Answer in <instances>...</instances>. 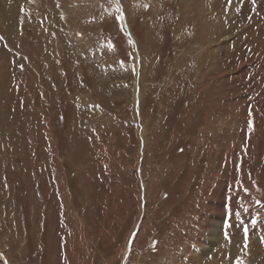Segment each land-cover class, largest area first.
<instances>
[{
	"label": "rangeland",
	"instance_id": "374dc122",
	"mask_svg": "<svg viewBox=\"0 0 264 264\" xmlns=\"http://www.w3.org/2000/svg\"><path fill=\"white\" fill-rule=\"evenodd\" d=\"M0 37V264H264V0H0Z\"/></svg>",
	"mask_w": 264,
	"mask_h": 264
},
{
	"label": "bare ground",
	"instance_id": "6f19581e",
	"mask_svg": "<svg viewBox=\"0 0 264 264\" xmlns=\"http://www.w3.org/2000/svg\"><path fill=\"white\" fill-rule=\"evenodd\" d=\"M182 1V0H181ZM179 16V15H178ZM131 30H129V32H130ZM131 36H132V38H134L133 37V35H132V33L130 32L129 33ZM73 38V37H72ZM60 45V44H59ZM58 45V46H59ZM63 47V46H62ZM137 69H139V67H137ZM48 75H49V73H48ZM40 83V82H39ZM37 87V86H36ZM138 87H139V85H138ZM47 88V87H46ZM48 89V88H47ZM135 90H137V87L135 86ZM136 96L138 97V98H140V100H141V94H140V92L139 93H136ZM21 98V97H20ZM139 102H137L136 103V109L137 110H139ZM242 119H244V118H242ZM229 126V125H228ZM234 139V138H233ZM222 153V152H221ZM224 155V154H223ZM57 156L56 155H52V156H50L49 157V159H50V161H53V162H51L52 164H53V166H54V169L56 170V173H55V175H56V179L57 178H59V177H61L60 175H59V170H60V167L56 164V161H55V158H56ZM220 159V158H219ZM222 159V158H221ZM58 163V162H57ZM54 170V171H55ZM60 180H58V182H59ZM59 191H61L62 193H63V195H60V197H64V196H66L67 197V194H65V192L66 191H64V189H63V185H60L59 186ZM218 189V188H217ZM203 190V189H202ZM210 190V189H209ZM223 191V190H222ZM207 192H208V190H207ZM217 195H216V197H214L215 199H217L215 202H216V204H217V207L220 209V211H219V213H221V207L224 205V200H223V192H221V193H219V195H218V191H217V193H216ZM63 197H62V199H63ZM66 197H65V199H64V201L65 202H68V200L66 199ZM211 197V196H210ZM211 203V202H210ZM212 204V203H211ZM212 206H213V204H212ZM66 208L68 209L69 208V203H67V205H66ZM218 213V212H217ZM218 213V214H219ZM222 214V213H221ZM220 214V215H221ZM214 219H215V217H214ZM217 219H219V218H217ZM216 220V219H215ZM218 221V220H217ZM216 221V222H217ZM213 222V221H212ZM214 223V222H213ZM218 227V226H217ZM216 227V230L214 229V232L216 233L217 232V230H219L220 231V229H218ZM207 228V227H206ZM219 228H221V227H219ZM244 229V228H243ZM138 230V229H137ZM207 232H208V230H207ZM220 234V233H219ZM214 236H215V238L218 236L217 234H213ZM218 238V237H217ZM217 240V239H216ZM200 242V241H199ZM203 243V242H202ZM207 244V243H206ZM202 245V244H201ZM211 246V245H210ZM232 249V248H231ZM122 250V249H121ZM130 247L126 250V252H125V255H124V257L125 258H128V256L130 255ZM200 250V249H199ZM211 250V248L207 245V246H205V249L203 250V253H205V252H209ZM122 253V252H121ZM116 254H118V252L116 253ZM0 255L1 256H3V253L1 252L0 253ZM120 252H119V254L118 255H116L117 256V258L116 259H119V257H120ZM197 259V260H195V262L196 263H198V264H204L203 262H202V259H203V254H202V251H200L198 254H196L195 256H194V259ZM115 259V258H114ZM207 261H208V259H207ZM211 261H213V259H211V260H209V262H211ZM221 262V261H220Z\"/></svg>",
	"mask_w": 264,
	"mask_h": 264
},
{
	"label": "snow or ice",
	"instance_id": "6c2138e0",
	"mask_svg": "<svg viewBox=\"0 0 264 264\" xmlns=\"http://www.w3.org/2000/svg\"><path fill=\"white\" fill-rule=\"evenodd\" d=\"M120 19H122V18H120ZM0 39H3V37H0ZM238 264H243V262L242 261H238Z\"/></svg>",
	"mask_w": 264,
	"mask_h": 264
}]
</instances>
